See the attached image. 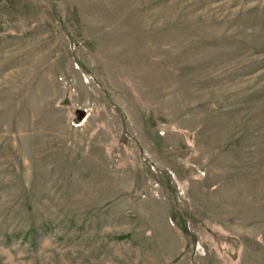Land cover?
Here are the masks:
<instances>
[{"label": "rangeland", "instance_id": "374dc122", "mask_svg": "<svg viewBox=\"0 0 264 264\" xmlns=\"http://www.w3.org/2000/svg\"><path fill=\"white\" fill-rule=\"evenodd\" d=\"M0 264H264V0H0Z\"/></svg>", "mask_w": 264, "mask_h": 264}]
</instances>
